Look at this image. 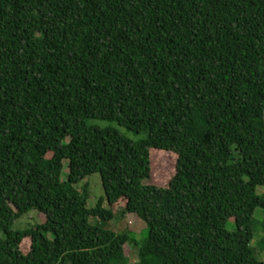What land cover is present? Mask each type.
Masks as SVG:
<instances>
[{"label": "trees", "instance_id": "trees-1", "mask_svg": "<svg viewBox=\"0 0 264 264\" xmlns=\"http://www.w3.org/2000/svg\"><path fill=\"white\" fill-rule=\"evenodd\" d=\"M258 186L264 0H0V264H129L120 211L150 229L136 264H264Z\"/></svg>", "mask_w": 264, "mask_h": 264}, {"label": "rangeland", "instance_id": "rangeland-1", "mask_svg": "<svg viewBox=\"0 0 264 264\" xmlns=\"http://www.w3.org/2000/svg\"><path fill=\"white\" fill-rule=\"evenodd\" d=\"M91 122L100 124L102 126L113 125L134 139H140V138L146 137L145 134L137 135L134 132L128 131L126 128L121 127L116 122H108V121H100V120L91 121ZM64 163H65V169H64L63 176L66 177L70 172L69 161L66 160ZM173 174H174V157L172 155L157 154V160L154 163L152 181L156 184L166 185L170 177L173 176ZM88 181L91 183V189H92V196L89 201V206H95L98 200L103 195H105L101 175L99 173L93 174L92 176L88 178ZM257 193L264 194V186H258ZM254 217H255V224L257 225V227H260L262 221L264 220V209L258 208L256 210ZM44 220L45 218L43 216H40L38 212L34 210V211L29 212L22 218H20L16 222L15 228L25 229L32 224H36L37 222L44 221ZM92 222L94 224H101L100 219H96V218H92ZM234 222H235L234 219L230 220L228 224L229 229L231 230L234 229V225H233ZM102 226L104 228L114 230L119 233L129 232L131 234L132 239H133V246L131 244L129 245V247L130 246L132 247L128 248V252L130 254L128 258V262L129 264H136L139 260L138 259L139 248L134 246L135 245L134 241L141 242L149 234L150 229L147 223L142 218H140L137 214L129 213L123 216L120 211L117 218H115L113 221H104ZM263 238H264V232H262V230L261 232L258 231L252 242V245L256 251L257 257L260 260L264 261V245L261 244V240ZM30 245H31L30 240L28 239L25 240L23 243V250L25 252L29 251Z\"/></svg>", "mask_w": 264, "mask_h": 264}]
</instances>
